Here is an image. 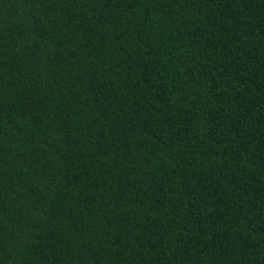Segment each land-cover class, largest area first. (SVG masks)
I'll return each mask as SVG.
<instances>
[{
  "label": "trees",
  "instance_id": "16d2710c",
  "mask_svg": "<svg viewBox=\"0 0 264 264\" xmlns=\"http://www.w3.org/2000/svg\"><path fill=\"white\" fill-rule=\"evenodd\" d=\"M0 264H264V0H0Z\"/></svg>",
  "mask_w": 264,
  "mask_h": 264
}]
</instances>
